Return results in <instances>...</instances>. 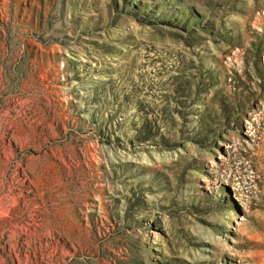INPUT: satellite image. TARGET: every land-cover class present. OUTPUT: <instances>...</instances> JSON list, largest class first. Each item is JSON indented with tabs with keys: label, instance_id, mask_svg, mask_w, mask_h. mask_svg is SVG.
Returning a JSON list of instances; mask_svg holds the SVG:
<instances>
[{
	"label": "rangeland",
	"instance_id": "rangeland-1",
	"mask_svg": "<svg viewBox=\"0 0 264 264\" xmlns=\"http://www.w3.org/2000/svg\"><path fill=\"white\" fill-rule=\"evenodd\" d=\"M0 264H264V0H0Z\"/></svg>",
	"mask_w": 264,
	"mask_h": 264
}]
</instances>
